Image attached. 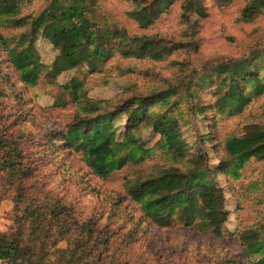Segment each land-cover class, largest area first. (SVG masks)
Segmentation results:
<instances>
[{
	"label": "rangeland",
	"instance_id": "rangeland-1",
	"mask_svg": "<svg viewBox=\"0 0 264 264\" xmlns=\"http://www.w3.org/2000/svg\"><path fill=\"white\" fill-rule=\"evenodd\" d=\"M249 1L221 4L205 0L209 15L193 18L198 28L194 37L189 30L192 22L182 17L181 0L148 26L131 16L137 7L135 0H88L87 14L94 28L111 32L110 39L104 35V42L115 51L113 57L101 62L96 72H91L85 61L75 67L62 63L63 71L55 76L54 62L61 50L40 32L34 44L43 68L34 86L22 83L6 64L7 54L0 44V137L6 134L11 140L13 135L21 162L33 167L14 184L7 172L0 171V234L13 238L29 205L33 209L41 205L50 215L54 210L63 213L60 207L64 206L69 214H63L59 221H53L52 215L47 218L45 224L52 228L53 239L45 255L35 257L41 259L40 264H69L67 255L60 252L65 249L77 250L75 264L82 260L87 264H255V257L246 254L242 235L252 232L264 236V160L245 157L244 136L264 126V92L251 98L243 112L232 115L222 112L219 100L223 92L218 89L224 81L220 72L223 65L232 69L249 62L262 68L264 78L260 60L254 59L264 55V9L254 19L244 20L242 11ZM49 2L26 0L18 15L2 21L0 35L8 40L7 51L20 46L21 37L30 33L31 27L20 26L19 19L25 16L32 20ZM117 31L120 36L112 38ZM136 35L189 44L160 60L124 56L125 50L135 49L131 42ZM202 76L206 81L200 83ZM170 85L182 89L180 97L158 102L146 111L178 119L188 161L202 151L208 153L209 180L222 188L229 211L223 236L187 225L179 214L167 224L154 223L131 197L129 187L135 182L169 166L188 168L187 160L174 159L163 146L152 123L142 122L130 129L137 142L129 146L125 143L130 112H116L117 139L95 148L93 160L98 171L112 156L126 163L106 176L95 172L83 152L44 144L49 133L65 129L78 117L113 111L124 100L151 97ZM135 145H142L144 151L133 152ZM225 161L229 165L223 170ZM27 226H31L30 221ZM60 226L71 231L59 236ZM90 227L92 238L82 231ZM0 264L27 263L5 257Z\"/></svg>",
	"mask_w": 264,
	"mask_h": 264
},
{
	"label": "trees",
	"instance_id": "trees-1",
	"mask_svg": "<svg viewBox=\"0 0 264 264\" xmlns=\"http://www.w3.org/2000/svg\"><path fill=\"white\" fill-rule=\"evenodd\" d=\"M25 1L0 0V25L2 21L18 15L21 4ZM177 1L135 0L137 7L133 9L131 16L140 24L148 26ZM181 1L182 17L185 22H192L191 25L189 24V30L195 37L198 28L192 20L195 17H208V7L205 0ZM215 1L228 4L231 0ZM87 2L88 0H50L48 6L32 20L23 16L17 23L20 26L28 24L31 27L30 33L23 35L21 45L12 49L11 52L6 49L8 40L0 35V44L7 54L6 64L18 73L22 83L27 86H34L39 80L43 63L34 41L40 32L61 50L54 62L53 75L55 76L63 71L62 63H70L72 67H75L81 61H85L89 64L90 71L96 72L101 62L113 57L115 51L108 48L104 42L106 38L104 35L107 33V38L110 39L111 32L102 33L94 28L93 20L87 14ZM263 9L264 0H251L244 7L242 18L250 21ZM29 36L32 38L30 39ZM118 36H120L119 31L115 32L112 38ZM132 37L134 41L131 43L135 49L125 50L124 56L137 55L142 58L149 57L160 60L189 44L169 40L163 42L157 36L136 35ZM26 40H29L28 45H24L27 43ZM254 59L260 60L258 66L264 68V55ZM261 69L254 68L253 64L249 62L235 65L232 69L224 65L221 66L220 72L224 74V81L218 86V89L223 92L219 100L222 112L228 111L232 115L239 114L243 112L251 98L264 92V78L261 77ZM204 76L200 77V83L206 81ZM170 86L165 90L158 91L151 97L124 100L121 106L113 111L98 113L93 117H78L65 129L49 133L46 136L48 141L44 144L52 143L56 149L83 152L90 160L89 164L95 169V172L101 176H106L113 170L122 168L126 161L123 158L112 156L104 162L103 170L98 171L93 160V150L104 144L115 143L117 139L114 129L116 112H130L126 145L130 146L132 142H137L130 133V129H134L142 122L152 123L154 130L161 135L163 146L170 151L173 158L188 161L187 144L180 133L178 119L167 113L150 115L146 111L148 107L151 108L158 102L169 103L172 97H180L182 89L178 86ZM186 90L189 93L193 92L189 88ZM2 95L3 91H0V97ZM73 95L79 97L77 92H73ZM136 100L140 101L134 106ZM10 138L11 140L6 134L0 137V171L2 173L7 172V175L11 177V183L14 184L19 175L21 177L28 176L33 167L23 165L21 150L18 145L15 146L14 136L12 135ZM59 140L62 141L57 143ZM244 141L246 143L244 155L248 160L251 158L264 160V126L250 130L244 136ZM227 147L229 152L233 153V149L229 145ZM132 151L143 152L144 147L135 145ZM208 157V153L202 151L198 156L189 159L188 168L185 170L169 166L163 171L135 182L129 187L131 197L140 204L144 213L154 223L167 224L175 214H179L187 225H195L203 231L223 236L229 211L225 207L222 188L215 180H209L212 169L209 166ZM228 165V162L225 161L221 169H226ZM23 185L21 184V186ZM60 208L65 211L61 213L54 210V213L51 214L53 221H59L58 218L63 217V214H69L66 207L61 206ZM51 215L45 214L44 207L41 205L35 206L34 209L32 205H29L25 209V216L15 236L8 238L6 235L0 234V260L7 257L15 261H26L27 264H40L41 259L35 260V257L39 254L45 255L46 246L53 239L52 228L45 224ZM29 221L30 227L27 226ZM59 228V236H65L71 231L64 226ZM82 231L87 233L89 238H92L93 230L91 227L82 229ZM26 232L29 234L26 235ZM9 239L11 240L10 243H8ZM242 240L246 254L255 257L254 263L264 264V236L245 232L242 235ZM90 241L92 242V239ZM76 251L60 250L62 254L67 255L69 264H75L76 254L74 253ZM80 264L87 263L82 260Z\"/></svg>",
	"mask_w": 264,
	"mask_h": 264
}]
</instances>
